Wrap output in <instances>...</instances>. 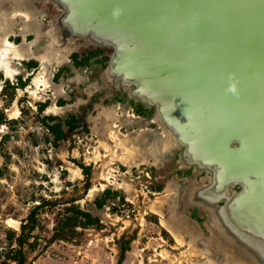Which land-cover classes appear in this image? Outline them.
I'll use <instances>...</instances> for the list:
<instances>
[{
	"label": "rangeland",
	"instance_id": "rangeland-1",
	"mask_svg": "<svg viewBox=\"0 0 264 264\" xmlns=\"http://www.w3.org/2000/svg\"><path fill=\"white\" fill-rule=\"evenodd\" d=\"M21 15L31 21V16ZM20 21L19 17L0 13V46L4 39L15 46L8 38L20 34ZM12 23L14 32H10ZM27 34L22 31V36ZM48 45L45 37L34 45L33 50L41 54L40 61H34L36 69L17 65L31 57L30 47L25 52V45L15 46L24 56L12 53L6 56V64L0 62V112L6 113L0 122V264H17L13 257L18 251L25 256L24 264L43 256L59 259L65 252L75 255L78 264H245L236 258L238 252L245 254L241 250L229 251L213 241L204 225L206 217L197 209L196 216L201 220L186 219L190 226L182 225L181 235L180 229L175 232L169 227L165 207L170 209V216L174 214V219L183 221L179 217L187 210L183 197L194 177L190 172L192 178L171 193L166 187L170 179L161 173L162 189L150 188L146 177L151 176L157 159L172 161L181 172L175 153L162 156L167 146L159 142L162 136L157 125L149 123L153 110L149 119H143L119 100L113 101L116 94L128 100L122 92L105 88L102 77L106 63L100 74L96 69H74L71 61L63 64L66 57L58 56ZM8 68L13 71L11 76ZM20 73L26 81L23 88L18 86L16 75ZM60 100L67 106L60 105ZM44 103L46 108L41 112L39 105ZM54 111L60 113L56 116L63 121L66 133L58 146L46 142V137L52 139L53 135L43 122L52 115L47 113ZM70 116L76 117L74 124L78 126L72 131L64 124ZM81 165L90 168L88 175L80 171ZM74 169H78L76 175ZM105 189L119 191L124 202L120 204L117 197L97 208L95 200ZM72 204L97 215L103 228H77L83 234L70 242L50 241L57 219ZM19 237L26 239L24 244H19ZM121 256L123 260L119 261Z\"/></svg>",
	"mask_w": 264,
	"mask_h": 264
},
{
	"label": "water",
	"instance_id": "water-1",
	"mask_svg": "<svg viewBox=\"0 0 264 264\" xmlns=\"http://www.w3.org/2000/svg\"><path fill=\"white\" fill-rule=\"evenodd\" d=\"M50 1L54 32L108 50L105 88L153 110L162 156L194 177L185 208L264 264V0Z\"/></svg>",
	"mask_w": 264,
	"mask_h": 264
},
{
	"label": "flooded vegetation",
	"instance_id": "flooded-vegetation-1",
	"mask_svg": "<svg viewBox=\"0 0 264 264\" xmlns=\"http://www.w3.org/2000/svg\"><path fill=\"white\" fill-rule=\"evenodd\" d=\"M0 7H1L0 13L2 12V10H4V12H6L8 15L10 14V16L12 15V16L19 17L20 19H22V21H20L21 25L19 28L20 34L17 35L16 38H13L15 40H13L12 38H8V34L3 35V36H6L9 41L12 40L11 42L15 46H19V44H15L16 41H18L19 43L21 42L22 45H25L23 48L25 52L28 49V47H30V51L32 53L30 55L31 57L28 59L20 60L21 64L17 63L19 68L24 67L25 64H27V66L30 69H36L38 67L36 65L35 66L30 65L31 63H36L34 61H38V60L40 61L39 57L41 56V54H38L35 50H33V47L34 45H37L38 42L41 43V37H45L47 38L49 42L48 46H52L53 48H55L56 54H58V56L66 57L67 60L66 62H63V64L67 63V61H71L74 69L86 68L87 70H89V72L96 69V71L100 70L98 72L100 74L103 64H105L107 61L106 54L108 50L101 49V48L93 49L90 46H86L81 41H75L71 44L66 38L65 39L62 38V35L59 32L57 31L54 32L53 22L61 16L62 12L50 0H0ZM23 13L31 16L30 22H27L24 20L23 16L21 15ZM33 27H36L34 29H39L40 33L36 34V31L32 30ZM13 30H14V25L12 23L10 32H14ZM24 30L25 32L29 33L27 34V36L26 35L22 36V31ZM22 45L19 47L22 48ZM22 61H25V62L22 64ZM28 61H31V62H28ZM84 61H88V63L85 64ZM62 70L63 68L59 69V71L55 74V76L59 73L61 74ZM20 75L21 73L17 74L16 76L19 77L18 78L19 80H22V77ZM99 91H101V89H99ZM112 100L113 101L119 100L118 103H122V105L130 107L131 109L134 110L135 114L137 113L135 104H132L131 102L126 101V100L124 101V97H122L121 95L116 94V96L113 97ZM63 104H65V102ZM2 113H3V117H2L3 119L6 116V113L4 112ZM137 115H139L137 116L139 118L142 117L143 119H149L151 114L149 116L141 115V114H137ZM73 117L74 116H70L68 119H66L64 121V124H66L68 120H72ZM75 121H77V119ZM74 122H72L74 126L73 128H70L66 124L71 131L78 128V126L77 127L75 126ZM62 128H63V123H62ZM65 137H66V133H65ZM65 137L63 139H65ZM153 169L151 170V176L148 175V177H146V180L149 183L150 188L151 189L153 188L156 191H160L162 189V183L161 181H159V177L163 176V175L160 176L161 173L164 174L165 178L170 179L167 181L166 187L168 191H171V193L173 192V189H178V187H180L182 184L185 185L186 180H189L192 178L190 175V171H185L183 173L179 172L177 170V167H175L174 163L172 161H168V159L166 160L157 159L156 164H154L153 166ZM157 175L159 176L156 177ZM198 179L200 178L197 177V180ZM161 212H163L164 214V211L162 209H161ZM165 212H166L165 215H167V218H168L166 221L170 225L169 227H171L172 229L173 228L177 229V230L180 229V235H181V232L185 228L182 225L189 224L190 226L189 222L191 219H197V221L201 220V218H197L196 216V209H190V210L187 209L183 213L184 216L183 214L182 216L180 215L179 217L183 221H180L178 218L177 220L174 219V214H171L170 216V209H168L167 206L165 207ZM186 219L189 220L188 223Z\"/></svg>",
	"mask_w": 264,
	"mask_h": 264
},
{
	"label": "trees",
	"instance_id": "trees-1",
	"mask_svg": "<svg viewBox=\"0 0 264 264\" xmlns=\"http://www.w3.org/2000/svg\"><path fill=\"white\" fill-rule=\"evenodd\" d=\"M85 64L88 63V61H84ZM79 64V63H78ZM31 66H35L36 63H31ZM60 75L57 74L56 78H58ZM21 79V78H20ZM26 85V81L19 80L18 86L20 88H23ZM11 87L9 83H7V87ZM12 99V97H11ZM64 103L63 100H60V105ZM137 114L141 115H150L151 110L144 109L141 105H135ZM46 108V104H40L39 105V111H43ZM3 117V113L0 112V121ZM52 120H58L57 122L50 124L49 121ZM76 118H72V120H68L66 124L73 128L72 122H74ZM46 128L48 129L49 134L51 133L53 135L52 139H50L48 136L46 137V142H51L55 145L62 140L65 137L64 129L62 128V122L56 117H46L44 118V121ZM81 168L83 169V172L85 174L90 173V168L85 167L84 165H81ZM88 185H86L87 187ZM89 187V186H88ZM117 197H119L120 204L124 202V196L121 195L119 191H114L112 189H105L103 193L98 196L95 200V205L98 208H102L107 204L108 200H114ZM115 209V208H113ZM77 228L88 229V228H95V229H102V223L100 222V219L98 217H94L89 211L82 209L80 206L72 204L70 206H66L64 208L63 214L61 217L57 219L56 225L54 227V234L52 236V239L50 241H55L57 239L63 240V241H72L75 236L83 234V231L79 232ZM33 229V228H32ZM13 238L14 235H11ZM19 244H24L26 239L23 237H19L18 239ZM126 251V250H124ZM123 251V253H124ZM11 259V257H8ZM17 261V264H24L25 257L22 255L20 251H18V255L16 257H13ZM122 256L120 257L119 261H122ZM3 264H11V262L4 261Z\"/></svg>",
	"mask_w": 264,
	"mask_h": 264
},
{
	"label": "crops",
	"instance_id": "crops-1",
	"mask_svg": "<svg viewBox=\"0 0 264 264\" xmlns=\"http://www.w3.org/2000/svg\"><path fill=\"white\" fill-rule=\"evenodd\" d=\"M60 102V101H59ZM60 107V106H59ZM55 108H56V106H55ZM52 109V108H51ZM55 110H57V109H55ZM55 113H47V114H52V115H49V116H47V117H57L56 115H59L60 113H56L57 111H54ZM63 113V112H62ZM58 118V117H57ZM74 118V117H73ZM59 119V118H58ZM60 120V119H59ZM62 123H63V121L62 120H60ZM51 124H53V123H51ZM97 132H98V130H97ZM61 141V140H60ZM51 143V142H50ZM53 144V143H52ZM53 145H55V144H53ZM55 146H58V143H57V145H55ZM80 168H81V166H79ZM82 169V168H81ZM80 171H83V169L82 170H80ZM72 173L74 174V175H76L77 173H78V169H74V170H72ZM97 207V206H96ZM98 208V207H97ZM90 212V211H89ZM91 213V212H90ZM92 214V213H91ZM93 215V214H92ZM94 217H98L97 215H93ZM99 218V217H98ZM56 225V224H55ZM55 227V226H54ZM54 227H53V229H54ZM65 254L66 255H64L63 257H61V258H55V257H53V256H43V257H38L37 259H35L33 262H32V264H78V262H77V260H75V258H76V256L75 255H71V254H67L66 252H65ZM25 257V256H24ZM77 258H78V256H77ZM25 263V262H24Z\"/></svg>",
	"mask_w": 264,
	"mask_h": 264
},
{
	"label": "bare ground",
	"instance_id": "bare-ground-1",
	"mask_svg": "<svg viewBox=\"0 0 264 264\" xmlns=\"http://www.w3.org/2000/svg\"><path fill=\"white\" fill-rule=\"evenodd\" d=\"M36 31V33L37 34H39L40 32H39V30L38 29H36L35 30ZM16 49V47L14 46V47H12L10 44H9V42H6V40L4 39L3 41H2V44H1V46H0V62L1 63H3V64H6V56H8V55H12V53L14 54V56H16V57H18V56H24L25 54H23V53H17V51L18 50H15ZM14 50H15V52H14ZM30 53V52H29ZM15 58V57H14ZM1 65V64H0ZM6 66V65H5ZM6 69V68H5ZM13 73V71H10L9 70V68H8V71H7V74H9V76H11V74ZM9 223H11V224H13L14 225V223L15 222H12L11 220L9 221ZM176 230L177 229H173V231H175L176 232ZM242 252V251H241Z\"/></svg>",
	"mask_w": 264,
	"mask_h": 264
}]
</instances>
